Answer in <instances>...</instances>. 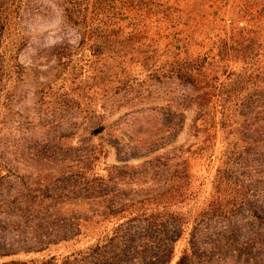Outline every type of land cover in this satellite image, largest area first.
I'll use <instances>...</instances> for the list:
<instances>
[{"label": "trees", "instance_id": "obj_1", "mask_svg": "<svg viewBox=\"0 0 264 264\" xmlns=\"http://www.w3.org/2000/svg\"><path fill=\"white\" fill-rule=\"evenodd\" d=\"M18 1L0 2V83L19 66V41L7 49ZM60 2L79 47L56 50L54 85L96 69L115 91L177 82L191 92L184 102L202 138L168 164H106L100 174L91 165L100 150L91 149L88 174L71 186L91 209L71 207L66 218L34 217L42 203L26 174L0 156V260L72 248L0 264H169L180 240L175 264H264V0Z\"/></svg>", "mask_w": 264, "mask_h": 264}, {"label": "rangeland", "instance_id": "obj_2", "mask_svg": "<svg viewBox=\"0 0 264 264\" xmlns=\"http://www.w3.org/2000/svg\"><path fill=\"white\" fill-rule=\"evenodd\" d=\"M17 8L15 25L9 30L14 39L10 38L13 41L7 49L19 41V66L0 83V156L12 170L26 174L24 182L32 190L34 203H42L35 206L34 217L66 218L72 208L82 214L91 209L86 200L71 198L72 184H79L74 176L88 174L91 149L100 150L91 163L100 174L106 164L135 169L150 162L168 164L172 156L202 138L193 126L195 106L184 102L191 92L177 82L115 91L110 78L96 69L80 75L67 88L58 82L54 85L56 50L64 44L78 48V34L65 21L60 0H19ZM88 49H77V55L85 58ZM111 54L103 50L102 55ZM48 84L51 90L45 89ZM97 124L106 129L90 136ZM109 144L116 145L117 155ZM183 243H176L169 264L176 263ZM71 249L51 246L44 252L9 258H40Z\"/></svg>", "mask_w": 264, "mask_h": 264}]
</instances>
